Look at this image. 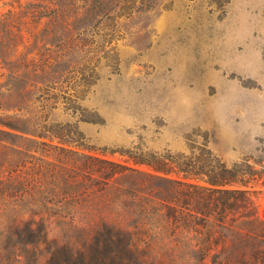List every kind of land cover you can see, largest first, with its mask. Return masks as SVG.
I'll use <instances>...</instances> for the list:
<instances>
[{"label":"rangeland","instance_id":"rangeland-1","mask_svg":"<svg viewBox=\"0 0 264 264\" xmlns=\"http://www.w3.org/2000/svg\"><path fill=\"white\" fill-rule=\"evenodd\" d=\"M17 116L56 133L43 141L148 171L133 158L264 170V0H0V118ZM66 194L32 192L16 218L44 214L64 242ZM253 198L264 218V183ZM4 211L0 264H44L49 245L3 239Z\"/></svg>","mask_w":264,"mask_h":264},{"label":"trees","instance_id":"trees-1","mask_svg":"<svg viewBox=\"0 0 264 264\" xmlns=\"http://www.w3.org/2000/svg\"><path fill=\"white\" fill-rule=\"evenodd\" d=\"M32 119L0 118L7 242L49 245L44 264H264V218L253 198L264 170L200 155L133 158L148 171L43 141L56 133ZM48 186L66 189L63 206L77 214L58 228L70 236L64 242L48 239L44 214L16 218L22 199Z\"/></svg>","mask_w":264,"mask_h":264}]
</instances>
